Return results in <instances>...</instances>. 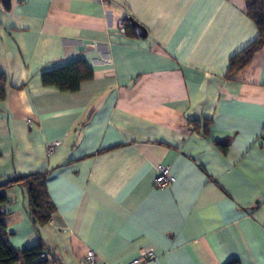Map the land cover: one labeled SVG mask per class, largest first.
<instances>
[{
  "label": "crops",
  "instance_id": "obj_1",
  "mask_svg": "<svg viewBox=\"0 0 264 264\" xmlns=\"http://www.w3.org/2000/svg\"><path fill=\"white\" fill-rule=\"evenodd\" d=\"M128 16L145 36L129 21L120 32ZM257 37L243 0H0V183L46 172L55 207L35 225L6 184L9 244L59 264L88 250L264 264V45L227 73ZM78 60L92 77L76 90L42 82ZM159 165L168 187L154 184Z\"/></svg>",
  "mask_w": 264,
  "mask_h": 264
},
{
  "label": "trees",
  "instance_id": "obj_2",
  "mask_svg": "<svg viewBox=\"0 0 264 264\" xmlns=\"http://www.w3.org/2000/svg\"><path fill=\"white\" fill-rule=\"evenodd\" d=\"M244 11L246 15L255 23L258 29V37L249 43L244 49L229 59L227 73L244 66L252 55L264 45V0H243ZM124 26L128 32L130 25L127 19H124ZM92 72L83 60H78L50 71L41 73L44 84H55L60 89L76 90L81 81L90 79ZM2 93V87L0 85ZM195 120H190V124L195 129L198 124ZM203 133L207 132L208 122L203 120ZM215 144L223 151L228 146V140L217 141ZM46 172H34L22 176H16L6 183H0V264H45L38 260V255L42 250L40 244L15 249L8 242V233L6 232L4 216L6 215L5 204L7 201L3 187L6 184L18 183L24 191L27 212L31 221L35 225L43 226L51 218L55 207L50 201L45 187ZM227 264H238L236 259H232Z\"/></svg>",
  "mask_w": 264,
  "mask_h": 264
},
{
  "label": "built area",
  "instance_id": "obj_3",
  "mask_svg": "<svg viewBox=\"0 0 264 264\" xmlns=\"http://www.w3.org/2000/svg\"><path fill=\"white\" fill-rule=\"evenodd\" d=\"M118 28L120 32L122 33L125 32L124 20L119 22ZM53 147L54 144H49L47 146V151L51 152L53 150ZM171 182H172V176L170 174L169 168L164 165H159L157 167V173L154 178V184L159 188H165L168 187ZM37 259L43 261L45 264H59L56 260H54L51 254H49L47 251L43 249L39 253ZM153 259H154V255L152 253H149L146 256H142V257L139 256L128 261L109 263L102 259H98L96 257V254L92 250H88L85 253V255L81 258L78 264H146L148 261Z\"/></svg>",
  "mask_w": 264,
  "mask_h": 264
},
{
  "label": "water",
  "instance_id": "obj_4",
  "mask_svg": "<svg viewBox=\"0 0 264 264\" xmlns=\"http://www.w3.org/2000/svg\"><path fill=\"white\" fill-rule=\"evenodd\" d=\"M1 1H2L3 5H6L9 0H1ZM127 20L130 22L132 29L134 30V32L138 36L143 37L146 35V30L144 29V27L142 25H140L136 21L132 20V18L130 16L127 17Z\"/></svg>",
  "mask_w": 264,
  "mask_h": 264
}]
</instances>
